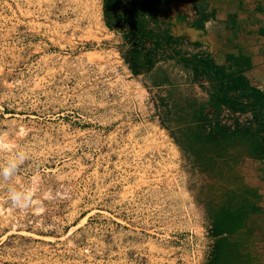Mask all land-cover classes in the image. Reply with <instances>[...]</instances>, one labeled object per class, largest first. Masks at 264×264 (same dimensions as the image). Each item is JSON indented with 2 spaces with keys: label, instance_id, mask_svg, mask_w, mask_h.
I'll use <instances>...</instances> for the list:
<instances>
[{
  "label": "rangeland",
  "instance_id": "374dc122",
  "mask_svg": "<svg viewBox=\"0 0 264 264\" xmlns=\"http://www.w3.org/2000/svg\"><path fill=\"white\" fill-rule=\"evenodd\" d=\"M124 54L102 0H0V168L24 156L0 175V264L211 261L203 186L225 165L204 167L171 136L183 103L170 109L171 87L154 85L177 67L135 76ZM258 250L245 264H264Z\"/></svg>",
  "mask_w": 264,
  "mask_h": 264
},
{
  "label": "crops",
  "instance_id": "0c3cea01",
  "mask_svg": "<svg viewBox=\"0 0 264 264\" xmlns=\"http://www.w3.org/2000/svg\"><path fill=\"white\" fill-rule=\"evenodd\" d=\"M140 1L144 3L146 0ZM121 2L126 14L130 15L136 0ZM150 4L157 11L152 17L144 15L147 30L177 40L172 47L176 53L188 59L206 55L220 66L227 64V55L240 58L239 61L249 63L243 74L250 86L264 93V0H151ZM113 17L112 25L116 28L118 25L115 21L120 19L116 11ZM166 61L177 67V71H174V75L170 72V78H162L166 79L165 83H156V88L171 87L167 88L170 95L177 99L188 98L197 108L209 102L213 83L199 79L194 71L183 68L175 60L163 58L156 65L169 63ZM127 66L134 75V63L130 62ZM175 76L180 86L187 88L186 95L181 94L180 90L183 93V89L173 88ZM207 113L210 120L217 116L210 111ZM235 116L240 124H244L250 115ZM232 118L225 111L217 120L221 126L224 122L231 124ZM247 149V145L236 141L234 144L220 143L219 159L211 164L205 158L203 160L204 167L216 163L225 165L224 171L217 169L218 172L212 175L208 172L207 184L205 182L203 186V219L209 255L213 256L214 245L218 243L224 248L225 254L229 253L230 246L238 239L245 240L251 257H254L253 254L257 256L259 248L264 251V158L247 156ZM235 195L238 197L235 198ZM237 202L243 203L246 208L252 206L253 209H245L239 229L229 235L232 228L229 216L238 214Z\"/></svg>",
  "mask_w": 264,
  "mask_h": 264
},
{
  "label": "trees",
  "instance_id": "16d2710c",
  "mask_svg": "<svg viewBox=\"0 0 264 264\" xmlns=\"http://www.w3.org/2000/svg\"><path fill=\"white\" fill-rule=\"evenodd\" d=\"M150 3L151 0H146L144 3L136 0L130 15H127L121 0H102V15L105 26L110 31L121 35L125 46L123 59L126 64L134 63V75L148 73L156 63L165 58L175 60L185 69H191L199 79L213 83V92L209 102L204 105L201 104L198 108L192 100L188 98L177 99L168 91L165 98L167 107L169 105L170 109H173L179 102L183 103L176 110L178 112L177 133L171 132L176 145L180 150L190 151L194 154L201 164L204 158L208 164L219 159L218 145L220 143L234 144L235 141L248 146L245 152L247 156L264 158V93L251 87L248 79L244 76L243 73L249 67V63L244 60L239 61L240 58L233 55H227V64L220 66L215 65L211 58L206 55H196L194 58L188 59L176 53L172 47L175 46L177 40L164 38L147 30L144 15L147 14L148 17H152L157 11V8L153 10L154 8L151 7ZM115 11L120 18H118L119 22L115 21L118 25L116 28L112 25ZM208 111L213 115L217 114L214 120L208 118ZM225 111L228 116L233 117L232 122L231 124L224 122L225 124L220 126L217 119ZM169 114H171L170 111ZM248 114L250 116L244 124H240L235 116ZM183 127H188L192 131H184ZM185 143L189 144L186 145ZM234 197L237 198L238 195ZM243 203L237 202L236 211L238 214L229 216L232 222L230 223L232 228L229 235L234 234L239 229L245 209L252 207L248 205L249 207L246 208ZM238 237L240 238V236ZM238 241L241 242L233 243L230 246L232 250L227 254L219 243L215 244L213 259L207 264H220L225 261L223 254H230L228 258L231 260V264H245L244 261L247 260L246 262H248V259L251 261L249 254L243 258L238 245L241 246L244 243L242 239H238Z\"/></svg>",
  "mask_w": 264,
  "mask_h": 264
},
{
  "label": "clouds",
  "instance_id": "9594fccd",
  "mask_svg": "<svg viewBox=\"0 0 264 264\" xmlns=\"http://www.w3.org/2000/svg\"><path fill=\"white\" fill-rule=\"evenodd\" d=\"M6 143L7 141L5 140V137L3 135H0V149H4ZM23 159L24 156L20 153H17V159L9 161L6 166L0 168V175H3L4 177H10L18 167L17 160H19V162H22ZM10 198L14 204L21 207H27L28 204L31 203V196L27 193L13 191Z\"/></svg>",
  "mask_w": 264,
  "mask_h": 264
}]
</instances>
